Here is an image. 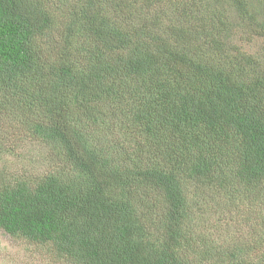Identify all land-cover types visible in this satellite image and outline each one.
Returning <instances> with one entry per match:
<instances>
[{"label": "trees", "instance_id": "1", "mask_svg": "<svg viewBox=\"0 0 264 264\" xmlns=\"http://www.w3.org/2000/svg\"><path fill=\"white\" fill-rule=\"evenodd\" d=\"M254 37L264 0H0V110L68 163L2 184L0 228L73 264H264L184 190L263 201Z\"/></svg>", "mask_w": 264, "mask_h": 264}, {"label": "rangeland", "instance_id": "2", "mask_svg": "<svg viewBox=\"0 0 264 264\" xmlns=\"http://www.w3.org/2000/svg\"><path fill=\"white\" fill-rule=\"evenodd\" d=\"M239 28L237 31H241ZM240 36V32L239 35ZM245 44L249 53L263 51L261 39L254 37ZM68 167L61 156L55 154L49 144L31 137L19 124L13 122L5 110H0V186L7 182L27 181L31 182L36 177L46 173L49 169L57 170ZM189 181L185 185L188 199L193 198L192 203L201 204V208L193 211L191 227L198 224L194 234H207L215 242L223 239L225 235L231 238L224 240L229 246L232 243L242 244L246 250L250 243L257 249L248 251L247 255L253 262H261L264 256V198L256 201L247 198V193L240 190L243 187L234 184L238 189L231 193L229 202H225L228 196H208L210 191L200 184ZM238 197L232 201L233 196ZM153 196V195H151ZM160 198V197H159ZM257 210L258 216L251 217L250 211ZM256 212V211H254ZM231 216L232 220L223 218ZM230 218V217H229ZM250 218V219H248ZM252 219V220H251ZM221 220L223 222H221ZM262 243V244H261ZM188 253H190L187 250ZM262 252V253H261ZM197 258L199 262L202 257ZM202 263V262H201ZM0 264H73L64 258L57 257L53 248L48 244L29 241L21 236L10 235L0 228ZM206 264V263H205Z\"/></svg>", "mask_w": 264, "mask_h": 264}]
</instances>
